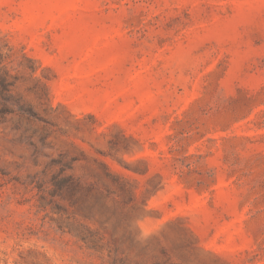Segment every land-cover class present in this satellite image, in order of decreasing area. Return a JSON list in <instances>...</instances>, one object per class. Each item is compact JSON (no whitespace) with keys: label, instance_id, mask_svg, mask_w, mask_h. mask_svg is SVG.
I'll list each match as a JSON object with an SVG mask.
<instances>
[{"label":"rangeland","instance_id":"374dc122","mask_svg":"<svg viewBox=\"0 0 264 264\" xmlns=\"http://www.w3.org/2000/svg\"><path fill=\"white\" fill-rule=\"evenodd\" d=\"M2 73L0 264H264V0H0Z\"/></svg>","mask_w":264,"mask_h":264},{"label":"trees","instance_id":"16d2710c","mask_svg":"<svg viewBox=\"0 0 264 264\" xmlns=\"http://www.w3.org/2000/svg\"><path fill=\"white\" fill-rule=\"evenodd\" d=\"M9 79H10V77L8 76L7 73L0 74V95L4 99L7 98L6 95L10 92V89L13 86V82L9 81ZM16 103H18V102H16ZM2 113L3 112L0 111V115ZM68 182H69V177H65L59 181H55L54 186L57 190H62L64 188H67V189L72 191L74 188V185L72 183H68ZM80 239L82 241H86L85 237H81Z\"/></svg>","mask_w":264,"mask_h":264}]
</instances>
